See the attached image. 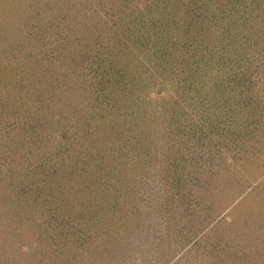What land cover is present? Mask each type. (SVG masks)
<instances>
[{
    "label": "trees",
    "instance_id": "16d2710c",
    "mask_svg": "<svg viewBox=\"0 0 264 264\" xmlns=\"http://www.w3.org/2000/svg\"><path fill=\"white\" fill-rule=\"evenodd\" d=\"M82 1L89 3L0 0V205L5 206L1 209L6 221L13 222L10 233L17 244L25 249L30 242L32 247L40 242L35 264H43L46 242H56L62 232L64 240L70 238L71 224L85 221L91 228L98 221L103 235V225L117 227L119 234L136 223L131 216L137 203H128L125 193L122 198L117 191L107 193L108 187L89 188L96 165L101 169L108 165V172H114L112 164L124 156V175L136 181L130 173L140 172L144 165L148 168L149 160L159 153L156 166L169 165L163 184L170 191L178 184L192 195L200 184L207 187L203 223L207 220L211 225L232 204L231 195L237 198L248 190L256 180L251 179L256 176V163L264 161V118H260L264 115V0H99L98 5H108L100 7L103 11L95 4L86 10H93L91 17L106 27L112 21L117 26L113 34L97 38L95 24L86 20L91 26L87 40L77 28L67 33L65 26L70 25L62 23L66 32L60 31L64 36L59 44L67 53L57 60L60 64L55 61L58 72L42 69L41 81L30 78V90L21 89L12 77L19 76L14 69L24 65L28 74L36 72V51L47 43L43 37L54 24L50 22L59 23L57 16L89 15L81 9ZM94 43L100 50L88 47ZM83 73L92 74L96 82L82 81ZM141 91L153 92L164 101L152 105L153 110L145 105L140 111L139 101L146 99ZM213 108L218 116L211 115ZM152 111L157 113L154 117L149 115ZM231 134L237 140L236 153L234 147L232 155L223 147L215 151L214 137L221 144V137ZM257 168L262 177L264 166ZM186 173L192 179L186 175L181 182L175 180ZM73 179L81 186H69ZM99 180L113 182L104 174ZM258 186L248 193L261 190L253 203L264 211V204L259 205L264 202V187ZM164 198L175 203L170 194ZM184 202L189 207L194 201ZM160 211L167 218L175 216L166 204ZM189 224L195 226L193 220ZM258 225L234 245L223 247L231 264H264V223L259 220ZM203 226L194 228L197 244L187 241L181 247L189 264H215L207 255L219 243L209 242L210 229ZM167 236L171 242L167 263H179L181 257L172 250L174 237ZM24 240L29 241L27 246Z\"/></svg>",
    "mask_w": 264,
    "mask_h": 264
},
{
    "label": "rangeland",
    "instance_id": "374dc122",
    "mask_svg": "<svg viewBox=\"0 0 264 264\" xmlns=\"http://www.w3.org/2000/svg\"><path fill=\"white\" fill-rule=\"evenodd\" d=\"M97 1L99 0H93V1L89 0V3L87 4L82 1L83 5H81V9L89 10L92 8L91 6H93L94 4L96 5L97 8L98 5ZM71 2L74 3L75 0H71ZM76 2L79 3V1ZM79 4L76 5V8L80 13L82 10L79 9L80 8ZM262 5H264V3ZM102 6L106 7L108 5L107 3L106 4L104 3L103 5L100 2L98 5V11H103L100 8ZM120 7H123V2L120 4ZM82 12L81 14H83ZM91 12H93V10ZM91 12H89V15L85 13L83 17L78 16V14H71L65 19L64 18L62 19L61 17L60 19L57 16L56 19L59 20V23H55L56 21L50 22L51 24L52 23L54 24L49 26L50 27L49 33H45L43 37V39H46L47 43L45 45H41L39 50L37 49L36 51L38 55V57H36L37 63L39 65V67L37 66L38 67L37 71L36 72L33 71L31 72L32 74H28L25 71L24 65L23 67L20 65L19 67L14 69V72L19 74V76L16 75L17 77L16 76H12V77L14 78L15 83L18 84L21 87V89L23 88V89H27L28 91L30 90L28 89V81H30V78L34 80L37 79V81H41L40 73L42 69H44V71H49L50 73H53V71L58 72L59 64L61 62L57 60H60L61 57L65 56V54L67 53V51L59 44L60 41L59 38L61 36H64V34L60 33V31L66 32L65 29L68 28L67 33L71 34L72 33L71 31L77 28L82 32L81 36L87 39V37H90L89 30L91 26L89 25L90 21L87 23L85 21L91 20V22L96 26L95 29H97L96 32L97 38L99 39H101L100 37L106 38V35L113 34L112 29L113 28L117 29L116 28L117 26L116 27L115 25L113 26L111 21L110 28L106 27L105 25L107 24L104 23L103 21L99 19H95V17L92 18ZM132 19L133 18L130 19V23H129L131 25L133 24ZM75 22L77 24L76 26L74 24ZM84 22L86 24H83ZM62 23L64 25L67 24L70 26H65L64 29ZM67 36L69 35L67 34ZM98 46L99 45L97 43H94L91 46L88 45V47L90 48L91 47L95 48L96 51H98V49L100 50V47L98 48ZM55 61L59 64L55 63ZM11 68L12 66L10 67V69ZM5 71L6 70H3V72ZM87 75L89 74H84V76H80V79L82 81L85 80L87 81L92 79V82L94 83L96 82L95 77H92V74L91 76L89 75V77H87ZM63 77L68 79L69 76L65 74V76ZM147 85L148 86L152 85V83ZM152 93L153 92H150L149 94H145V92L143 91L139 93L142 96L144 95L146 96V99L144 101L142 100V103L141 101H139L137 108L140 111L141 109L145 108V105L147 107V110H149L150 108L151 110H153L154 107H152V105L156 106L158 104H162L164 100L162 101L161 98H155L154 95H152ZM115 97L117 98L118 95L115 94ZM121 98L124 99L126 97L124 96V94H122ZM148 102L149 105H147ZM215 111L217 112L216 108H213L211 111V115L218 116L217 114L218 112L216 113ZM153 112L154 111L149 113V115L153 116L154 114ZM156 114H154V116ZM225 118L226 117H224V119ZM260 118H264V115H261ZM18 122H20V120ZM18 124L19 123L14 122V125L17 126ZM201 124L202 126H206V124H204L203 122H201ZM212 126L215 129L216 125L213 124ZM233 137L234 136H232L231 134L228 135V137H226L227 139H225V135H223V137H221L223 141L220 139L219 141L221 144H218L216 139L218 140L219 138L215 136L214 143L217 145H215L214 150L216 151L217 149L223 147L222 151H225L227 152V154L229 153V155H232L233 153L232 150L234 147V153H236L237 151L236 145L233 144H236L237 140ZM247 147L248 146H243V148H247ZM210 150L211 152H214L213 149L210 148ZM219 154L220 153L217 152V155ZM41 155H43V153ZM131 155H129L131 158H136ZM130 157H127V160H129ZM158 157H160L159 153L149 160L150 162L148 168H145L144 165L140 172L139 170H137L138 173L136 174L130 173L131 176L137 177L136 181L132 179L130 180L126 178V175H124L125 174V166L123 163V159H125L124 156L117 157L118 161L112 164L111 167L113 168L112 171L114 172H108L110 171L108 165L104 169H101L99 168V165H96L91 173L93 177L90 178L89 188L94 185H96L98 188L102 187V189L104 187H108L109 189L107 193H110L111 195V192L115 193V191H117L118 194L122 196V198L125 197L123 194L125 193V195L127 196L126 199L128 203L132 202L131 205L132 204L135 205L137 203V206L134 208V215L131 216L132 220L136 221V223L134 225L131 224L127 231L122 230V232H120L119 234L117 233V227L116 229H113L112 227L108 229L106 225H103L104 228L103 235L100 234V232H102V227L98 221L93 223V227L91 226V228H89L88 224L85 221L78 223L77 225L71 224L69 239L64 240L62 238L63 237V232H62V236L61 237L59 236L56 242L52 244L46 242L47 247L45 246L44 250L42 251L43 252L42 254L44 255L43 264H169L167 263V256H169L167 254V249H170V244H171V242L168 239L169 237L167 236L169 233H170V237H174L173 245H172V250L174 249L176 250L175 252L176 255L174 256H177V258L181 257V259L178 260L179 263H175V264H189L188 263L189 258L188 259L186 258L187 254L185 250L181 249V247L183 245H187L185 244L187 241H188L187 243H190V245H193L194 243L197 242L196 239L198 236H194L196 235V233H194L195 231L194 228L198 229L202 225L206 224V226L203 227L205 228L208 227L207 228L208 230L212 227L214 223L217 224L214 226V228L210 229L209 234L207 235V239L209 240V242L214 241L215 243L216 242L219 243V245H216L217 250L215 249L214 252L212 251V253L210 252L208 253L207 255L208 261L210 260L211 263L215 261V264H222V263L225 264L224 257L225 258L228 257L226 260V264H231L228 256V252L225 251L223 247L231 244L234 245L237 239H241L242 237L245 238V236L249 232H254L255 231L254 228H257L259 220L262 223H264V211L261 209L262 206H259L260 208H256L254 207V203H253V201H255V197H257L255 196V194H257V192L261 190H255L254 194L248 193L252 188L258 186V184L260 185L258 187H261L263 189L264 171L262 169V172L260 171L262 177L259 176L258 174L259 168L257 167L264 166V161L262 163L261 162H257L258 164L256 163V169L253 171L254 174L256 173L255 174L256 176L254 178H251L252 180L253 179L256 180L252 182V184L249 186L247 191L243 190L244 193L242 194L243 196L240 197L238 196L236 198L235 196L233 197V195H231V197L228 198V201L229 199L231 201L233 200L232 204L226 207L222 214L220 213V215L215 219L216 222L214 221V223L210 225L207 220L204 221L203 223L205 211H202V207L208 205L207 201L204 200V199L207 200L209 198L208 196L207 198L205 194L207 187L205 188L204 186L203 188V184H200L201 187H198V189L196 190L195 188L192 189V195L191 193L189 194L188 192L191 191L189 188H185L186 191L184 192L181 186H178V184H176L177 186L174 187L173 191H170V188L165 187L166 185L163 184L165 173L168 172L169 170L168 169L169 165L168 167L163 166L162 168L156 166L155 161ZM175 163L178 164L177 161ZM176 164H175L176 171H179V168L177 167ZM116 166L117 168L115 169L114 167ZM103 174L112 177L113 182L106 183V181L99 180L100 176ZM140 175H142L144 178L142 179ZM186 175L189 176V174L186 173L185 176H183L182 178H179L178 176V178H176L175 180L181 182L183 181L184 178H186ZM189 177L190 179H192L191 176ZM139 178L143 180L142 185L139 183L141 181ZM195 179L199 180V178H195ZM100 181L102 182L100 183ZM68 185L74 187L81 186V184H79L77 179L71 180V182H69ZM128 188H130L129 193L126 192V189ZM102 189L100 192H102ZM46 190L48 189L45 188L43 194L45 193ZM167 192L170 194L172 198L174 197L176 198L174 199L175 203L169 199L163 201V199H165L164 197H167L169 195ZM262 192L264 193V189L262 190ZM84 194L86 196L88 195V193H84ZM172 194H174V196ZM187 198L194 201L193 203L190 202L189 207L184 202V200L186 201ZM213 203L216 205V201H214ZM165 204L168 206L169 209L171 208L174 209L175 216H173L174 217L173 219L167 218L166 216H164L163 211H160L162 209V206L164 207ZM263 204L264 202H259V205H263ZM217 205L216 206L219 207L220 203ZM2 206L3 205H0V212H1L0 223L3 225L0 228V264H25L27 257L29 260L27 264H35L36 259L39 260L40 258L37 256L38 253L40 252L39 251L40 242H37L36 244L33 243L34 244L33 247L30 242V245L25 249L24 247H21L19 243L17 244L18 240H16V238L10 233V230L12 229L10 227V224L13 222L6 221L4 210L1 209ZM25 210L26 208L21 209V211H25ZM11 214L15 216V214L17 213H15L14 211ZM190 220L194 221V225H195L194 227L189 224ZM55 227L57 228V226ZM7 228L9 230L8 233L5 231V229ZM24 228L26 229V227L22 228L23 232H24ZM59 229L60 231H62L61 228ZM228 229L230 230L227 231ZM114 233L115 235L113 236ZM95 234L97 236H95ZM9 236L10 237L13 236L15 239L9 238ZM24 243H25L24 245L27 246L29 241L24 240ZM102 247L104 249H102ZM196 252L197 250L195 251V253L192 252V254L196 255ZM191 256L192 255L190 254V257ZM110 258L111 260H109Z\"/></svg>",
    "mask_w": 264,
    "mask_h": 264
}]
</instances>
